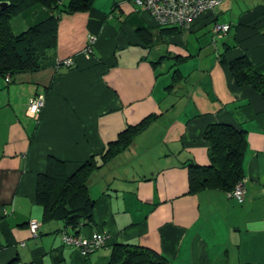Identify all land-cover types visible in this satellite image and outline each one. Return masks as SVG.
I'll use <instances>...</instances> for the list:
<instances>
[{"label": "crops", "instance_id": "crops-1", "mask_svg": "<svg viewBox=\"0 0 264 264\" xmlns=\"http://www.w3.org/2000/svg\"><path fill=\"white\" fill-rule=\"evenodd\" d=\"M235 1L174 30L129 0H96L90 12L58 19L52 54L73 59L72 67L10 83L0 75V264H106L118 244L148 248L169 264H264V97L228 68L245 56L264 77V0L238 13ZM51 16L32 9L13 20L14 33ZM216 23L230 25L228 35L216 36ZM38 94L46 106L35 119L27 110ZM150 117L103 165L110 144ZM218 123L246 134L242 204L219 189L190 192V168L210 164L205 131ZM49 157L66 162L68 175L92 158L98 166L88 179L94 222L80 235L109 240L88 257L63 243L62 222L43 219L36 191Z\"/></svg>", "mask_w": 264, "mask_h": 264}, {"label": "trees", "instance_id": "trees-1", "mask_svg": "<svg viewBox=\"0 0 264 264\" xmlns=\"http://www.w3.org/2000/svg\"><path fill=\"white\" fill-rule=\"evenodd\" d=\"M95 1L0 0V4H9L0 10V75L14 77L57 66L58 60L52 52L56 47L58 19L63 14L88 13L93 9ZM39 7L51 12L52 16L24 33L15 34L13 20ZM161 28L182 30L178 27ZM228 68L239 86H252L264 97V77L255 71L247 57L238 58L228 64ZM151 119L130 126L117 141L111 143L102 157L103 165L128 148ZM204 138L210 144V164L190 168V192L204 189L231 192L244 179L243 160L247 147L245 131L228 124H212L206 129ZM96 169L98 166L92 158L75 173L68 175L66 162L49 157L46 171L38 175L36 191V200L43 209L45 222H62L65 226L62 231L66 230L75 236L80 235L83 227L93 225L96 200L90 196L88 179ZM106 264H169V261L148 248L118 244Z\"/></svg>", "mask_w": 264, "mask_h": 264}, {"label": "built area", "instance_id": "built-area-1", "mask_svg": "<svg viewBox=\"0 0 264 264\" xmlns=\"http://www.w3.org/2000/svg\"><path fill=\"white\" fill-rule=\"evenodd\" d=\"M134 6L141 11L147 12L161 27H178L182 30H190L196 20L209 13L215 12L224 0H130ZM231 26L228 24H215L213 32L216 36L228 34ZM97 37L89 38L85 54L91 56L96 45ZM73 59L57 61V67H72ZM6 82H11V77H6ZM46 106V95L38 94L29 100L27 114L31 118L38 119ZM228 196L242 204L245 200V189L242 183L228 192ZM31 233L37 236L39 224H30ZM61 238L65 245L76 248L83 256H87L106 246L109 236L104 233H95L89 239L66 230L61 232Z\"/></svg>", "mask_w": 264, "mask_h": 264}, {"label": "rangeland", "instance_id": "rangeland-1", "mask_svg": "<svg viewBox=\"0 0 264 264\" xmlns=\"http://www.w3.org/2000/svg\"><path fill=\"white\" fill-rule=\"evenodd\" d=\"M99 3L98 4H100L101 2H104V1H106V0H97ZM253 1L254 0H245V1H243V2H240V0H239V2L238 1H235L236 2V7H237V11L235 12V13H238V10H241V9H245V8H247V5H249V4H251V3H253ZM234 2V1H233ZM227 12H225L224 14L225 15H222V17L224 18V19H226L227 21H229V20H231V16L230 15H228V14H226ZM226 35V34H225ZM228 35V34H227ZM219 37H221V36H219ZM224 37V36H223Z\"/></svg>", "mask_w": 264, "mask_h": 264}, {"label": "water", "instance_id": "water-1", "mask_svg": "<svg viewBox=\"0 0 264 264\" xmlns=\"http://www.w3.org/2000/svg\"><path fill=\"white\" fill-rule=\"evenodd\" d=\"M9 4L7 3H1L0 4V10H4L6 7H8Z\"/></svg>", "mask_w": 264, "mask_h": 264}]
</instances>
